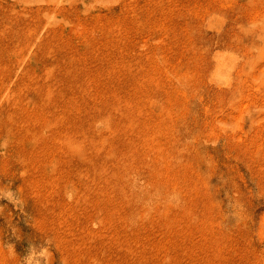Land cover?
Masks as SVG:
<instances>
[{
    "label": "rangeland",
    "instance_id": "rangeland-1",
    "mask_svg": "<svg viewBox=\"0 0 264 264\" xmlns=\"http://www.w3.org/2000/svg\"><path fill=\"white\" fill-rule=\"evenodd\" d=\"M0 264H264V0H0Z\"/></svg>",
    "mask_w": 264,
    "mask_h": 264
},
{
    "label": "bare ground",
    "instance_id": "bare-ground-1",
    "mask_svg": "<svg viewBox=\"0 0 264 264\" xmlns=\"http://www.w3.org/2000/svg\"><path fill=\"white\" fill-rule=\"evenodd\" d=\"M24 64V63H23ZM81 139V138H80ZM52 144V143H51ZM35 155V154H34ZM128 175V174H127Z\"/></svg>",
    "mask_w": 264,
    "mask_h": 264
}]
</instances>
